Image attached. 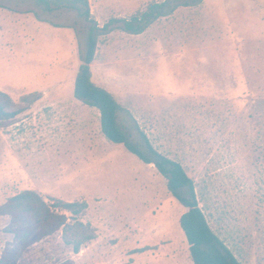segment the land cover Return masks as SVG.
I'll return each mask as SVG.
<instances>
[{
    "label": "rangeland",
    "instance_id": "rangeland-1",
    "mask_svg": "<svg viewBox=\"0 0 264 264\" xmlns=\"http://www.w3.org/2000/svg\"><path fill=\"white\" fill-rule=\"evenodd\" d=\"M154 1L89 3L102 26ZM1 2L22 14L17 41L0 43V90L22 106L25 95L41 98L0 126V206L26 189L50 204L86 201L79 218L97 229L79 253L61 232L47 237L24 252L27 264H194L180 226L188 209L167 179L110 142L99 110L74 96L90 22L37 0ZM91 70L121 105L132 141L145 149L143 131L183 166L209 226L237 259L264 264V0H204L140 35L115 29L98 38ZM9 227L0 216V257L18 246Z\"/></svg>",
    "mask_w": 264,
    "mask_h": 264
},
{
    "label": "trees",
    "instance_id": "trees-1",
    "mask_svg": "<svg viewBox=\"0 0 264 264\" xmlns=\"http://www.w3.org/2000/svg\"><path fill=\"white\" fill-rule=\"evenodd\" d=\"M0 0V7L1 5ZM46 11L60 9L76 10L90 22L86 47L79 53L80 66L75 78L74 96L82 103L95 107L100 112L101 131L112 143L123 144L146 164H154L167 179V187L172 196L188 210L180 217V226L189 244L190 257L194 264H242L226 243L209 226L199 207L194 182L183 166L158 152L146 134L140 131L146 148L132 141L131 134L119 121L121 105L110 92L92 81L91 65L95 60L98 38L115 29L125 33L140 35L161 18L173 15L181 7H194L204 0H161L147 5L129 18H111L100 26L92 17L89 0H37ZM40 93L22 97L26 106L15 104L12 98L0 90V126L22 114L38 100ZM88 209L86 201H65L53 199L46 202L35 190L26 189L0 206V216L10 217L9 233L14 235L18 246L7 249L0 257V264H27L24 252L47 237L61 232L66 245L74 253L97 238V229L80 220ZM70 215H69V214ZM67 261L61 263L66 264Z\"/></svg>",
    "mask_w": 264,
    "mask_h": 264
},
{
    "label": "crops",
    "instance_id": "crops-1",
    "mask_svg": "<svg viewBox=\"0 0 264 264\" xmlns=\"http://www.w3.org/2000/svg\"><path fill=\"white\" fill-rule=\"evenodd\" d=\"M5 1V0H2ZM21 2L24 0H20ZM1 7H0V43H7V46H10L12 42L17 41L15 38L16 36L18 37V16L21 15L17 10H9L7 8H4V4L1 2ZM30 13V11H29ZM27 12L26 18H27V24H29V14ZM25 18V16H24Z\"/></svg>",
    "mask_w": 264,
    "mask_h": 264
}]
</instances>
